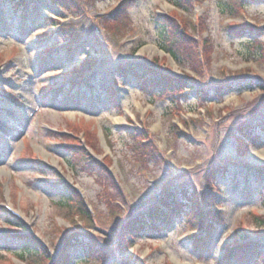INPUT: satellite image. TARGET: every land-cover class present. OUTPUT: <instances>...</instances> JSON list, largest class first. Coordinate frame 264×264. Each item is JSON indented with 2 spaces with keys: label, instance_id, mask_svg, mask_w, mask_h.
Listing matches in <instances>:
<instances>
[{
  "label": "rangeland",
  "instance_id": "rangeland-1",
  "mask_svg": "<svg viewBox=\"0 0 264 264\" xmlns=\"http://www.w3.org/2000/svg\"><path fill=\"white\" fill-rule=\"evenodd\" d=\"M43 2L21 18L0 3V264H48L24 249L54 259L68 235L89 248L71 247L73 263L264 264V4ZM162 19L187 37L160 38ZM217 165L225 173L207 176ZM165 188L216 198L226 223L209 248L179 217L126 237Z\"/></svg>",
  "mask_w": 264,
  "mask_h": 264
},
{
  "label": "trees",
  "instance_id": "trees-1",
  "mask_svg": "<svg viewBox=\"0 0 264 264\" xmlns=\"http://www.w3.org/2000/svg\"><path fill=\"white\" fill-rule=\"evenodd\" d=\"M234 3L237 4H250V3H263L264 0H233ZM38 2L42 5L44 4L43 0H38ZM48 4L55 8H63L64 6L70 7L71 2L70 0H46ZM1 6L4 7V5H9L13 7V11L19 15V17H23V12H26L28 10V0H1L0 1ZM26 13H24V16L26 17ZM111 22H117L116 20H124V14L122 13V10L120 8H117L113 13L110 14ZM116 19V20H115ZM163 25L158 27L159 29V37L163 38L167 31L170 30L172 33V37L178 38V36H183L185 33H180L178 31H175V27H173L169 21H166L165 19L159 20ZM232 31V29H231ZM239 32H244L242 29ZM233 35H238L237 33H234ZM244 34H240V36H243ZM250 36V34L248 33ZM183 37H187L185 34ZM169 40V38H168ZM172 41V40H171ZM170 50V49H169ZM172 52V53H171ZM171 54L174 53L173 51H170ZM120 71L123 72V74L129 77V74H133V67L129 66L128 69L124 67L119 68ZM149 75V74H148ZM145 75L142 74L139 76L140 85L141 82L145 80L143 79ZM164 78L161 75H153L152 80L151 78L148 79V82H152L151 86H153L156 83V79ZM147 82V83H148ZM144 84V85H143ZM142 85L145 86L146 82H144ZM240 85V86H239ZM150 86V87H151ZM239 87H244L243 83L241 84L238 82ZM254 135H256L254 133ZM257 136V135H256ZM250 140H253L252 137H249ZM81 158L82 155H81ZM222 164V163H221ZM222 166H215L211 167V170L207 173V176L212 174L216 169H219V174L222 175L225 173V171L220 170ZM216 176V177H215ZM209 181L208 178L206 180ZM212 185H217L218 189L221 190L222 186L224 185H218L217 180V173L212 176V180H210ZM166 189V190H165ZM162 193L154 199V201L150 204L141 206L140 208H136L135 212L131 215L130 219H127L123 225L122 228L126 231V237H133L138 238L142 232H148L150 235H160V231H163V229H167L169 226V223L171 220L175 219L176 217H179L181 220L186 221L187 224L190 222L196 226V230L203 232L206 237H201L199 239L194 238L191 242L192 246H195L199 251L202 248H209V235L211 234L215 229L222 228L225 226V215H219L217 214L211 207L213 205H216V198H212L211 196L203 197V195H197L194 191H189V195L185 193V191H174L171 190V192H167V188H165ZM210 195H212L210 193ZM72 198L63 200V203H67V206H70L71 209H75L78 213H83L84 215H87V212L84 210V206L79 204L78 205L75 202H71ZM206 207V212L201 211V207ZM19 224V223H18ZM21 226V224H19ZM162 228V229H161ZM203 234V236H204ZM86 239L80 238L79 240H75L72 242V237L70 235L66 236L61 243V248L57 254V256L53 259L47 256L46 252L39 247V249H36V251H33L30 248H25L24 253L27 255H35L39 258L46 259L48 264H80L81 260L78 262L73 263L72 254L75 252V250H71L72 248L79 247L82 251V254L85 256L86 253L89 252V248L85 245ZM255 247H251V250H253ZM251 255L254 257L252 252L250 251Z\"/></svg>",
  "mask_w": 264,
  "mask_h": 264
},
{
  "label": "bare ground",
  "instance_id": "bare-ground-1",
  "mask_svg": "<svg viewBox=\"0 0 264 264\" xmlns=\"http://www.w3.org/2000/svg\"><path fill=\"white\" fill-rule=\"evenodd\" d=\"M66 178H67L68 180H70L69 177H66ZM22 217L24 218L25 221H28V222H29V220H28L27 218H25L23 215H22Z\"/></svg>",
  "mask_w": 264,
  "mask_h": 264
}]
</instances>
